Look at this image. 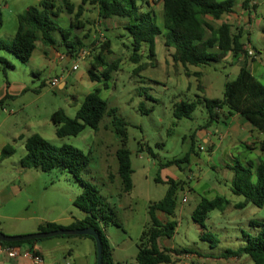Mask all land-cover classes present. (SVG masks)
<instances>
[{
  "label": "rangeland",
  "instance_id": "374dc122",
  "mask_svg": "<svg viewBox=\"0 0 264 264\" xmlns=\"http://www.w3.org/2000/svg\"><path fill=\"white\" fill-rule=\"evenodd\" d=\"M39 1L42 0H0L2 17L0 41L6 44L12 41L17 29L18 15L27 7L36 6ZM48 1H53L58 6L62 2ZM68 1L75 9L81 4V0ZM251 1L255 4L251 5ZM240 2L241 10H249L253 17L249 18L247 23L242 21L241 24L237 19L239 15H229L232 32H237L239 28L240 42L247 46L244 50L246 52L254 50L258 53V57L255 55L248 59L252 61L257 59L264 64V0H248V9L242 7L243 0H234L237 5ZM69 19L70 16L64 13L56 22L66 28ZM227 19L228 17L223 16L213 24L217 26ZM79 20L84 27L74 29L73 33L83 38L82 42L88 47L80 51L83 59L69 58L52 69H44L40 73L33 71L37 74L34 76L26 64L20 63L10 52L0 50V58L8 64L5 66L0 63V88L5 80L25 83V87L28 88L26 94L0 108V124L4 123L0 134L6 131L13 134L17 129H24L29 121L32 123L39 121L43 125L40 132L50 144L57 147L69 145L88 155L89 163L82 171L81 179L93 184L109 207V216L112 220L106 225H101L100 229L111 247L113 264H136L137 244L142 231L149 224L148 206L163 198L168 189L167 180H173L177 184L174 191L176 208L173 217L159 214V218L163 223L175 221L176 229L171 238L160 239L159 243L161 247L181 251L176 256L175 264H203L204 260L190 254L191 252L218 254L238 249L240 244H243V236L250 235L247 219L264 218V206L256 208L249 204L248 208H234L232 204L239 196L233 195L231 191L229 193L233 174L225 165L234 166L236 163L245 165L248 162L255 165L257 155L246 151L242 146L234 152L233 156L236 159L225 157L232 154V150L227 148L220 154L211 155L203 149L199 133L207 121V112L201 97L221 99L225 83L235 80L242 65L232 63L233 59L231 56L226 58L228 55L226 54L219 62L183 68L172 62L171 54H167L161 37L156 40L153 59L148 57L147 44H142L138 52L139 63L134 64L129 60L132 54L131 39L121 26V19L113 20V24L117 26L106 25L104 20H100L101 23L98 24L95 7L86 3L82 5ZM101 35L110 42V53H104L103 59L107 64H114L116 69L110 74L111 79L107 82V88L102 89L100 86V97L106 101L108 110H114V115L126 123L124 144L130 153L132 169V188L128 193L122 191L117 174L115 152L121 147V143L112 126V117L105 114L97 130L84 127L74 137L57 138L51 133L53 124L51 122L50 125L46 124L50 115L59 109L63 110L67 117L74 118L87 89L80 88L77 83L68 91L67 96H74L79 101L75 107L64 102L63 94L48 86L41 87V83L47 78L62 75L66 70L71 72V66L75 64L79 70L72 72L71 79L81 75L88 84L87 68L104 42ZM53 37L58 42L55 48L64 53L66 51L64 46L59 44L60 35L56 32ZM143 64L148 65L137 71L136 68ZM31 65H36L34 58ZM197 72L200 76L195 77L194 73ZM256 79L264 86V68L256 74ZM198 84L201 88L197 87ZM179 102H194L196 108L189 117L176 119L173 116V109ZM209 128L215 130L213 126ZM216 128L221 132L225 130L221 125ZM4 138L6 144L15 150L14 154L5 160L18 162L19 165L25 153L23 145L13 142L10 137L7 139L6 135ZM2 142L0 141V144ZM188 152L190 155L184 160ZM258 153L262 154L261 158L264 160V152ZM244 158H247V161ZM170 161L180 162L165 167L164 165ZM26 171L28 178L23 188L29 193V199L32 201L27 214L35 212L36 216L46 220L71 215L82 218L81 212L72 205V201L81 193V187L69 173L60 168L48 172H41L38 169ZM218 195L227 196L225 198L230 204L222 211L214 210L208 213L204 223L205 230H202L192 221V211L200 198L213 199ZM26 213L23 215H27ZM202 231L219 241L217 247L210 248L207 242L199 239ZM49 239H65L60 241L64 250L51 253L60 262L67 260L71 264H87L88 260L94 259V244L90 238L56 236L40 239L37 243L46 248L53 247L54 245L49 244L52 242ZM244 257L246 258L214 261L212 264H253L247 256Z\"/></svg>",
  "mask_w": 264,
  "mask_h": 264
},
{
  "label": "trees",
  "instance_id": "16d2710c",
  "mask_svg": "<svg viewBox=\"0 0 264 264\" xmlns=\"http://www.w3.org/2000/svg\"><path fill=\"white\" fill-rule=\"evenodd\" d=\"M247 1L242 2L244 9H248ZM161 2L162 20L159 25L156 14L148 8L147 0H81L77 9L68 0H62L59 6L53 1L42 0L36 6L27 7L22 14L18 15L17 29L12 41L9 44L0 41V50L10 52L20 63L26 64L38 42L44 47H55L58 44L53 37V34L57 32L61 40L59 44L64 46L66 54L70 57L77 56V53L86 45L82 42L83 38H79L73 30L84 27L79 16L82 5L89 3L95 7L98 19L122 20L121 26L131 39L132 54L129 60L134 64L139 63L138 52L142 44H147L148 57L153 59L154 46L158 37H161L165 48L173 49L172 62L183 68L219 62L226 54L235 58L240 55L246 56L244 44L240 42V29L232 32V27L228 23H221L217 26L213 24L224 15L232 14L234 0H161ZM74 10L75 15H73ZM64 13L70 16L66 28L59 26L56 22ZM104 53H110L108 40L101 44L98 54L93 57V62L86 72L90 81L101 83L102 89L107 88V82L111 79L110 74L116 69L114 64L105 63ZM0 63L8 66L2 58H0ZM146 65L148 64L139 65L136 70ZM100 68L101 71H99ZM194 76L198 77L200 73H194ZM197 87L201 88V85L198 84ZM201 100L207 112L208 123L216 120L218 111L221 110L225 118L236 115L264 136V86L249 72L246 64L239 68L235 80L225 83L221 99L201 97ZM195 108L196 103L194 102H179L174 105L173 116L176 119L187 118ZM105 114L112 117V126L121 143V147L115 152L118 165L117 174L122 184V191L128 193L132 188V169L130 153L124 144L126 123L114 115V110H108L106 101L100 97L99 88L84 97L74 118L67 117L59 109L50 115V120L54 125L57 138L74 137L84 127L97 130ZM19 140L22 141L25 152L19 161L22 169H38L41 172H48L54 168H60L69 173L81 187V193L72 201V205L82 212L84 217L81 220H75L68 227L46 223L38 227V232L59 229H94L100 236L102 264H113L111 247L100 229L101 225H106L112 220L109 216V207L98 189L81 179V173L89 163L88 155L69 145L53 146L38 134L19 137ZM255 148L264 152V139L258 142ZM14 152V148L10 145L4 146L0 151V162L11 157ZM189 155L190 152L184 160H187ZM179 162L170 161L164 166L168 167ZM227 168L233 174L230 184L231 193L243 198L242 202L234 205V208L243 209L249 204L262 208L264 206V160L259 159L255 165L251 162L245 165L236 163L234 166L227 165ZM167 183L168 189L163 198L148 206L149 224L142 231L137 244L136 264H175L176 256L181 252L161 247L159 243L160 239L171 238L176 229L175 221L163 223L157 216L158 213L170 218L174 215L176 208L174 191L177 184L173 180H167ZM229 204L230 202L223 196H215L213 199L202 197L192 211L191 219L202 230H205L204 223L208 213L214 210L222 211ZM249 229L252 231L250 235L243 236L242 247L236 250H226L220 258L247 256L253 264H264V220L250 222ZM79 237L90 238L88 236ZM90 239L93 241L92 238ZM199 239L207 242L210 248L217 247L219 243L216 238L203 231ZM38 240L0 242V245L14 248L23 244H32Z\"/></svg>",
  "mask_w": 264,
  "mask_h": 264
},
{
  "label": "crops",
  "instance_id": "0c3cea01",
  "mask_svg": "<svg viewBox=\"0 0 264 264\" xmlns=\"http://www.w3.org/2000/svg\"><path fill=\"white\" fill-rule=\"evenodd\" d=\"M149 3V9H152L154 13L156 14L158 23L161 24L162 20V2L161 0H147ZM251 5H254L255 2H250ZM96 10V9H95ZM232 14L230 15H239L238 20L241 23H247L249 18H252L253 16L250 14L249 10H241V2L237 5L234 3ZM252 11V10H250ZM239 13V14H237ZM97 15V11H96ZM228 19L224 23H228L231 25V21H229V15H224ZM97 22L100 24V19L97 17ZM113 20L116 19H107L104 20L106 25L109 24L111 26H117L113 24ZM110 22V23H108ZM116 22V21H115ZM237 22V24H240ZM252 22V21H250ZM122 24V23H120ZM119 24V25H120ZM242 24V23H241ZM118 25V26H119ZM258 25V24H257ZM249 26V25H248ZM239 29V28H238ZM102 36V35H101ZM102 42L106 40L102 36L101 38ZM163 44V42H162ZM88 47H85L83 49H86ZM244 48L246 49L247 46L244 45ZM82 50V49H81ZM80 50V51H81ZM167 51V54H172L173 49L171 48H165ZM80 51L77 53V56L70 57L66 52L60 53L55 47H44L41 43H37L35 46V50L33 51L30 59L26 63V65L29 67L30 73L36 76L37 72H41L44 69H52L55 66L59 65L62 62H65L69 58H79L83 59L81 56ZM258 57V53H256ZM35 56V57H34ZM171 56V55H170ZM231 56V55H226ZM36 61V65H31L32 60ZM233 62L232 63H238L239 65L246 64L247 69L249 72L256 78V74L260 72L262 68H264V64H262L259 60H250L246 58L243 55H240L239 57L235 58L232 57ZM3 59V58H2ZM224 57L222 58V60ZM231 59V60H232ZM221 60V61H222ZM249 60V62H248ZM75 65V64H73ZM72 65V66H73ZM71 66V72L70 70H66V72H63L60 76H54L52 78H47L44 82L41 83V87L48 86L54 91L59 92L60 94H63L64 96V102L70 103L72 105L78 104V100L74 96H67L68 91L75 86V84L78 83V86L80 88L86 87L87 92L84 95V97L92 92L94 89L99 88L101 90V83L92 82L88 79V84L84 82L83 77L81 75H77L75 78L71 79L72 72L78 71L79 67L77 66V69L75 71H72ZM88 69V68H87ZM38 70V71H37ZM33 71H36L35 73ZM57 79V84L55 87H51L49 85L50 81L52 79ZM25 83H19V82H10L8 80H5L1 84L0 88V108L2 106L9 104L10 102H14L22 95L26 94V91L28 88L25 87ZM25 105H23L24 107ZM63 111V110H62ZM12 112L10 111V114ZM223 111H218V118L214 120L211 123H208V120L206 121V125L203 126L199 133V138L201 140V143L203 144V149L207 150L209 153L214 154L218 153L225 148L231 149L232 154L231 156L225 155V157L230 159H236L233 155H235V151H237L238 148L241 146L249 152L255 153L257 158L255 159L254 163L256 164L259 159H262V154L258 153V149L255 148V145L262 141L264 139V136L254 130L248 122H246L244 119L239 118L236 115H233L231 117L225 118L223 116ZM51 120L49 119L46 121V124L50 125ZM4 123L0 124V129ZM52 124V122H51ZM223 126L225 127L224 131H219L216 126ZM42 124L39 123V121L32 123L29 121L24 129H17L12 134L10 131H6L3 134H0V141H3L0 144V151L1 149L6 146V140L4 136L10 137L13 142H19L22 145V141L19 140V137H25L29 136L31 134H38L42 138L44 137L42 135L41 129ZM213 126L215 127V130L213 131L209 127ZM52 134H55V128L54 125H52ZM8 139V138H7ZM44 139V138H43ZM46 140V139H45ZM245 161H247V158H244ZM9 163V164H8ZM18 162H7L6 160H3L0 162V174L3 173V175H0V232L7 236H24L31 233H38V227L40 225H44L46 223H55L57 225H60L62 227H68L71 225L75 220H81L84 217V214H81L82 218H75L74 216H68V217H62V218H55L53 220H46L36 216L35 212H31L30 214H27V209L32 204L31 199H29L30 195L29 193L23 188L25 185V181L28 178L27 176V169H22L21 167H18ZM227 167V165H225ZM230 193V189H229ZM222 195V194H220ZM218 195V196H220ZM224 197V196H223ZM227 197V196H225ZM227 199V198H226ZM228 200V199H227ZM229 201V200H228ZM237 203L242 202V198L239 196L238 199H236ZM235 201L232 205H235ZM249 205L245 206L244 208H248ZM26 213L27 215H23ZM158 213L157 216L159 218ZM163 215V214H161ZM160 219V218H159ZM264 220V218H248L246 222L248 224L250 222H256ZM61 222H66V224H62ZM252 231V230H250ZM254 232V231H253ZM56 238V237H51ZM64 238V237H62ZM48 240V239H47ZM49 241H52L49 244L54 245L53 247H43L40 245V243H32L27 244L26 246L21 245L20 247H14L18 251V255L14 258L8 257L5 253L0 252V264H71L67 262V260H64L63 262H60L57 257L52 256V252L56 251H63L64 247L62 246V243L60 241H65V239H49ZM242 247L243 244H240ZM1 246V245H0ZM239 247V248H240ZM1 248V247H0ZM36 253L35 256H38L41 259V263H36L34 259L32 258L33 254ZM191 254V253H190ZM193 255L198 256L199 258L203 259V264H212L214 261H228L233 260V258L229 259H223L220 258V255L222 253L218 254H211L210 252H205L204 254H195ZM69 255V253H68ZM93 260H88L87 264H95V247H93ZM241 258H246L242 256Z\"/></svg>",
  "mask_w": 264,
  "mask_h": 264
},
{
  "label": "water",
  "instance_id": "95a60500",
  "mask_svg": "<svg viewBox=\"0 0 264 264\" xmlns=\"http://www.w3.org/2000/svg\"><path fill=\"white\" fill-rule=\"evenodd\" d=\"M56 236H88L93 239L95 246V264H102L101 241L99 234L91 228L88 229H59L50 232H38L24 236H6L0 232V242L11 243L28 240L46 239Z\"/></svg>",
  "mask_w": 264,
  "mask_h": 264
},
{
  "label": "built area",
  "instance_id": "2783aa9c",
  "mask_svg": "<svg viewBox=\"0 0 264 264\" xmlns=\"http://www.w3.org/2000/svg\"><path fill=\"white\" fill-rule=\"evenodd\" d=\"M246 55H247L249 58H253V57H255L256 52H255L254 50H248V52H246ZM76 69H77V65H73V66H72V71H74V70H76ZM56 84H57V79H55V78L52 79V80L50 81V83H49V85H50L51 87H55ZM182 201H184V199H183ZM0 247H1V248H0V252L5 253V254H6L8 257H10V258H14V257H16V256L18 255V251H17L15 248L2 247V246H0ZM32 258L34 259V261H35L36 263H41V259H40L38 256L33 255Z\"/></svg>",
  "mask_w": 264,
  "mask_h": 264
}]
</instances>
